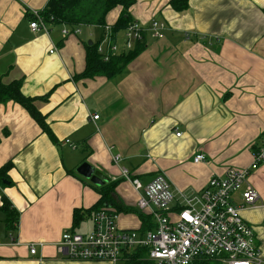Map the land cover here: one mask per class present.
Instances as JSON below:
<instances>
[{
    "label": "crops",
    "instance_id": "1",
    "mask_svg": "<svg viewBox=\"0 0 264 264\" xmlns=\"http://www.w3.org/2000/svg\"><path fill=\"white\" fill-rule=\"evenodd\" d=\"M47 1L0 0V75L21 78L26 96L48 94L35 104L56 139L18 103H0V167L12 162L11 181L0 184V264H109L58 250L64 231L91 230L92 212L75 227L72 213L100 196L76 168L87 162L109 177L105 184L116 182L110 195L128 209L116 212L117 224L141 232L138 212L150 224L154 219L137 208L142 192L121 176L122 168L142 184L161 172L174 190L191 196L212 176L249 167L264 133V0H188L181 11L170 0H135L131 19L144 26L164 22L162 37L145 32L143 50L118 75L81 79L73 76L85 68L86 45L103 38L104 26L81 25L64 35L61 25L49 23L48 32L33 31L31 15ZM121 12L111 9L106 25ZM111 41L121 45L122 31ZM197 153L205 159L195 163ZM248 182L259 199L240 213L253 227L264 264V163L250 170ZM3 198L11 211L2 208ZM232 200L243 203L241 191ZM134 249H123L116 264H125ZM145 257L151 260L147 250Z\"/></svg>",
    "mask_w": 264,
    "mask_h": 264
},
{
    "label": "built area",
    "instance_id": "2",
    "mask_svg": "<svg viewBox=\"0 0 264 264\" xmlns=\"http://www.w3.org/2000/svg\"><path fill=\"white\" fill-rule=\"evenodd\" d=\"M47 24L39 11L33 12L29 24L33 31L48 32ZM62 26L64 35L80 31L78 26L69 31L66 25ZM165 26L164 22L156 19L147 26L132 21L122 30L123 42L119 45L111 41L110 26L105 25L97 52L106 61L121 50L131 49L145 32L162 37ZM92 118L97 119L98 115ZM66 142L69 140L66 139ZM120 159L119 154L112 156L114 163ZM204 159L203 153L193 157L195 163ZM262 163L264 134L249 167H230L223 176H212L206 187L191 196L174 190L161 172L148 183L142 184L136 178L130 179L127 169L122 168L121 176L142 192L136 202L137 208L150 210L155 226L142 233L120 228L117 213L105 207L91 216L92 228L86 234L64 231L58 250L71 259L100 260L109 264L118 262L123 249L135 247L146 248L149 259L157 264H193L199 259H215L220 264H261L263 256L256 243L253 227L242 218L240 211L243 207L255 205L259 199L258 192L248 182V175L251 169ZM238 191H241L243 199L239 205L232 200ZM175 199L180 201L179 207L172 211L171 205ZM9 238L13 244H18L12 233H9ZM28 246L30 253H34V245L30 243Z\"/></svg>",
    "mask_w": 264,
    "mask_h": 264
},
{
    "label": "trees",
    "instance_id": "3",
    "mask_svg": "<svg viewBox=\"0 0 264 264\" xmlns=\"http://www.w3.org/2000/svg\"><path fill=\"white\" fill-rule=\"evenodd\" d=\"M134 1L135 0H48L45 7L39 12L48 24H64L71 28L81 25L105 26V17L107 13L114 7L120 6L122 10L121 15L110 27L111 36L115 39L116 34L133 21L128 13V8L134 3ZM170 5L174 10L181 11L188 6V0H170ZM98 42L86 45L85 68L81 73L75 74L73 76L74 79L92 78L97 75H102L107 78L114 77L122 72L125 66L136 57L145 46V41L142 37L141 40L134 42L131 49L126 51L121 50L118 54L112 55L105 61L97 52ZM3 77L4 75H0V103H6L8 101L18 103L36 121L41 130L46 133L53 142H56V139L46 122V116L40 112L35 104L38 100L45 101L48 94L34 97L26 96L21 90V78L4 81ZM6 133L7 132H5V134ZM11 166L12 162L7 161L0 167V184L3 185L4 181H11L7 174ZM115 183L116 182H108L106 184L95 185L96 191L100 195L98 200L88 209L74 208L72 213V227L79 224L84 214H90L92 212L93 215L101 208H109V205L116 207L115 212L128 210L119 207L110 195ZM8 206L9 204L7 200L3 198L2 208L11 211ZM138 216L142 222V228H140L141 233L152 229L155 226L152 223L150 224L149 217L141 213V211L138 212ZM13 222H16V219L8 221V229H14ZM135 248L136 249H134L132 253H128L125 257V264H157L154 261L146 259L145 248ZM193 264H220V262L215 259H199Z\"/></svg>",
    "mask_w": 264,
    "mask_h": 264
},
{
    "label": "water",
    "instance_id": "4",
    "mask_svg": "<svg viewBox=\"0 0 264 264\" xmlns=\"http://www.w3.org/2000/svg\"><path fill=\"white\" fill-rule=\"evenodd\" d=\"M76 172L82 177L90 180L95 185H101L104 182L109 181V177L95 169L92 165L87 162L81 163L77 168ZM5 182V181H4Z\"/></svg>",
    "mask_w": 264,
    "mask_h": 264
},
{
    "label": "rangeland",
    "instance_id": "5",
    "mask_svg": "<svg viewBox=\"0 0 264 264\" xmlns=\"http://www.w3.org/2000/svg\"><path fill=\"white\" fill-rule=\"evenodd\" d=\"M62 26V25H61ZM63 28V26L61 27V29ZM67 28V30L69 31L70 29L68 28V27H66ZM102 28V27H101ZM70 33H72V32H70ZM95 38V37H94Z\"/></svg>",
    "mask_w": 264,
    "mask_h": 264
}]
</instances>
